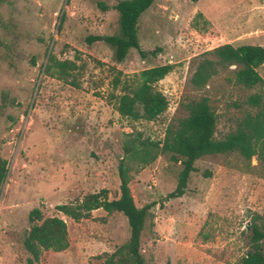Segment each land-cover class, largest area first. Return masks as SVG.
Segmentation results:
<instances>
[{"label":"rangeland","instance_id":"obj_1","mask_svg":"<svg viewBox=\"0 0 264 264\" xmlns=\"http://www.w3.org/2000/svg\"><path fill=\"white\" fill-rule=\"evenodd\" d=\"M117 1L0 5V158L7 161L0 264H25L22 240L33 208L43 217L63 218L69 237L66 250L44 251L38 264H105L129 238L126 217L98 208L75 222L56 205L102 188L109 199L119 196L125 134L161 139L168 125L187 115L185 104L205 96L217 118L214 137L222 138L249 109L246 97L264 95V86L247 89L236 82L235 65L219 66L203 88L189 81L197 61L214 58L205 52L218 45L263 46L264 0H155L139 17L137 33L141 49L156 53L142 58L130 49L122 61L111 45L86 40L118 32ZM165 63L174 67L156 88L167 98V109L153 121L119 115L114 78ZM258 72L264 77V66ZM194 166L185 193L169 199L182 166L168 153L131 169L134 203L152 204L140 238L146 264H240L248 249L252 216L264 212V165L233 151L204 155Z\"/></svg>","mask_w":264,"mask_h":264},{"label":"trees","instance_id":"obj_2","mask_svg":"<svg viewBox=\"0 0 264 264\" xmlns=\"http://www.w3.org/2000/svg\"><path fill=\"white\" fill-rule=\"evenodd\" d=\"M154 1L118 0L113 5L118 13V32L88 36L87 42L100 40L111 45L118 61H122L130 49L137 50L142 58L148 53L154 55L155 50L147 52L141 49L137 33L139 17ZM205 54L214 58L203 57L197 61L189 80L194 88H203L217 73L219 66L229 65H235L238 84L247 89L264 86L257 70L264 65V46L224 43ZM53 59V56H48L50 63ZM67 63L54 61L60 66ZM50 67L47 64L45 71ZM173 67V64L165 63L147 67L125 79L115 77L113 87H118L119 93L112 94V97L116 100L119 115L145 121L159 117L167 109L168 100L156 88V83ZM245 103L249 109L236 122L235 129L222 138L214 137L217 118L205 96L185 104L187 115L178 119L175 125H168L161 139L143 137L140 132L125 134L123 156L118 164L119 196L109 199L108 190L102 188L84 195L76 203L58 204L56 210L75 222L91 218L92 211L98 208L107 213H122L127 219L130 235L127 242L105 259V264H146L140 252V238L146 221L151 217L152 204L138 207L134 203L129 187L132 167L142 168L153 163L159 155L168 153L173 162L182 166L176 187L166 196L169 199L185 193L189 176L196 171L194 162L204 155L237 151L245 160L255 156L264 165V95L253 92L246 97ZM6 172L7 161L0 158V192ZM28 222L29 229L22 240L27 252L25 264H38L44 251L61 252L69 247L67 224L63 218L56 215L43 217L39 208H33L28 213ZM250 227L249 246L240 264H264V212L252 216Z\"/></svg>","mask_w":264,"mask_h":264},{"label":"crops","instance_id":"obj_3","mask_svg":"<svg viewBox=\"0 0 264 264\" xmlns=\"http://www.w3.org/2000/svg\"><path fill=\"white\" fill-rule=\"evenodd\" d=\"M262 41H264V38H262ZM261 44V43H260ZM252 45H255V44H252ZM256 45H259V44H256ZM263 46H264V44H262ZM264 65H260L258 68H257V70L260 68V67H263ZM262 78H263V80H264V77L263 76H261Z\"/></svg>","mask_w":264,"mask_h":264}]
</instances>
